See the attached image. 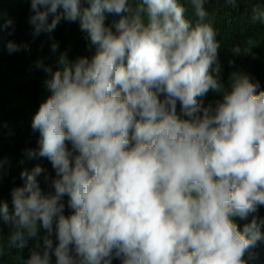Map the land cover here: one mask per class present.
I'll return each instance as SVG.
<instances>
[{
    "label": "clouds",
    "instance_id": "obj_1",
    "mask_svg": "<svg viewBox=\"0 0 264 264\" xmlns=\"http://www.w3.org/2000/svg\"><path fill=\"white\" fill-rule=\"evenodd\" d=\"M205 3L30 0L32 35L48 34L52 52L62 18L78 20L94 52L62 51L55 68L35 62L47 95L31 118L39 147L28 155L46 157L54 175L22 170L11 212L0 202L8 245L33 240L25 264H247L246 251L264 241V218L239 228L233 219L264 206V89L242 72L220 81ZM249 10L264 25V6ZM105 13L125 15L108 26ZM209 89L220 99L204 105Z\"/></svg>",
    "mask_w": 264,
    "mask_h": 264
},
{
    "label": "trees",
    "instance_id": "obj_2",
    "mask_svg": "<svg viewBox=\"0 0 264 264\" xmlns=\"http://www.w3.org/2000/svg\"><path fill=\"white\" fill-rule=\"evenodd\" d=\"M81 2L86 6V0ZM257 2L264 6V0H237L238 6L235 8L228 5L226 0H206L204 5L219 43L218 76L226 87L232 73L242 72L258 81L257 90L264 89V25L252 21L249 10ZM29 3L30 0H0V202L7 204L9 212L12 210L11 189L24 183L20 175L22 170L29 171L34 165H39L47 171L49 178L54 175L46 157L28 155V150L35 152L39 147V132L31 128V118L39 102L47 95L42 86L46 74L42 68L35 66V62L39 60L43 65L55 68L56 58L62 51L70 59L79 55L90 57L94 52V46L90 45L86 33L79 28L78 20L63 18L51 33V38L58 43L56 51L52 52L48 34L41 32L32 35L27 22ZM120 15L125 13H105L104 23L111 26ZM9 40L24 42L27 48L9 53L5 47ZM234 47L240 51L234 53ZM218 99L220 93L209 89L201 102L212 105ZM36 179L40 187L45 189L47 185L43 180V172ZM64 201L63 212L68 215L72 210L67 206L66 196ZM253 215L258 219L264 218V206H257L256 212L244 220L238 217L233 219L239 228ZM10 231V224L0 219V264H25L33 240L28 239L20 248L9 246L7 237ZM42 232L39 229L38 235ZM261 232L264 233V224L261 225ZM52 259L54 261V257ZM244 259L247 264H264V241H257L248 249ZM111 264H120L119 258L113 257Z\"/></svg>",
    "mask_w": 264,
    "mask_h": 264
}]
</instances>
